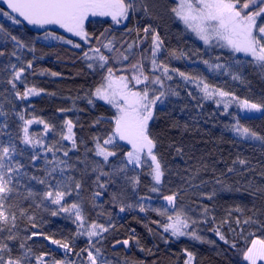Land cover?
Here are the masks:
<instances>
[{"label":"trees","instance_id":"obj_1","mask_svg":"<svg viewBox=\"0 0 264 264\" xmlns=\"http://www.w3.org/2000/svg\"><path fill=\"white\" fill-rule=\"evenodd\" d=\"M175 3V0H151V17L137 12L120 24H115L110 17H91L85 27L93 37L92 46H100L97 37L104 42L114 38V43L121 51L127 44H138L139 46L134 48L137 56L131 60L134 63L140 52L149 50L145 51V54L150 55L151 34L145 37L143 28L151 24L164 42L162 54L158 59L167 63L170 69L202 75L209 84L232 92L241 100L264 104V78L251 67L246 66L244 69L245 83L233 80L224 70L219 73L208 70L202 63L203 59L214 60L216 56H220L219 62L225 63L229 60V52L220 49L205 52V46L194 39L183 24L173 17L170 9ZM0 9L10 12L6 7L0 6ZM0 25L25 45L20 48L10 36L0 33V52L4 53L0 56V92L4 93V96H0V103L4 105L3 110L9 113L8 127L2 131L11 133L16 138L17 147H26L19 139L23 135V121L19 120L17 113L24 115L25 119H42L54 126L53 131L45 137L46 143L59 140L60 131H66L64 122L71 120L79 147L78 153H70L73 157L83 155L86 148H94L93 137L103 139L109 135L113 127L111 118L115 114L114 109L92 95L102 82L106 69H89L82 59L81 49L59 40L48 43L44 36L49 32L82 43L79 38L65 33L63 29H56L55 25L40 28L23 21L17 25L2 15ZM101 33H104V36H101ZM174 49L188 55L181 59L170 58L168 52ZM197 49L199 54L193 55ZM84 50H87V46H84ZM101 50L105 55H109L107 50ZM13 52L16 55H12ZM235 57L240 60L247 59L242 55ZM29 61L32 62L30 69L27 68ZM128 64L129 62H124L118 65L110 60L108 66L113 68L116 75H130V70H123ZM12 65L25 68L21 80L16 82L20 92L26 87H36L43 91L26 100L9 96L12 90L7 80L13 74ZM150 69L151 65L146 61L145 71L151 76L153 73ZM171 75L173 79L165 80V88L175 89L179 96L169 95L164 104L156 107L155 119L149 123L150 133L157 142L158 158L166 168L164 182L157 186L160 190L150 191L154 182L148 174L150 168L147 166L130 173L138 175L140 179L136 192L133 193L129 185L126 197L117 201L111 200L112 189L109 188V194L99 199L94 207L90 202L92 188L86 185L87 190L83 193L86 221L82 229H78L77 223L73 222L74 218H69L67 213L52 216L51 211L35 209L32 214L35 216L36 228L28 224L27 218H24L21 228L28 229L23 235L33 231L39 234L27 241L37 254L49 253V260L62 259L61 251L49 243L52 240H60L62 243L69 242L73 245V252L68 254L70 260L82 264L86 254L78 257L75 253L88 247L89 238L87 235H77V232H83L92 222H97L109 227V231L104 233L105 238L97 247H101L111 264H185V250L193 254V264H245L242 251L246 245L241 238V232L244 236L250 232H255L257 236L262 233L257 225H244L243 221L253 217L264 223V141L240 139L233 134L232 126L238 121L240 125L264 136V110H261L258 116L241 117V107L233 102L225 114L222 105L218 107L215 100H203L202 93L194 85L185 84L178 73L172 72ZM188 92H192L197 99L189 97ZM5 97L12 99V103H8ZM89 99L93 100L92 104L88 103ZM198 101L202 107L198 106ZM4 121L5 117L0 116V123ZM29 134L43 136V125L33 123L29 126ZM7 140L8 135H0V141ZM62 143L65 147H70V142ZM119 144L120 148L116 149L118 155L129 150L128 145L121 141ZM177 149L182 151L178 152ZM18 159L24 162L23 157ZM241 160L245 163L241 164ZM197 168L200 169V174L196 179L189 182L181 179V175L190 177ZM229 168L233 171L229 172ZM185 169L188 171H184ZM36 174L41 175L40 172ZM217 178L223 183L217 184ZM42 187L36 185L37 190ZM173 192L179 193L177 210H184L199 221L194 229L201 240L187 235L173 237L170 233H165L160 226L167 223L166 217L151 209L166 207L163 197ZM209 195L212 196L211 200L206 198ZM140 197L150 198L142 201L148 209L145 212H140L137 206ZM66 200L70 204L77 200V197L73 193L71 197H66ZM129 204L133 207L128 208ZM121 206L125 207V211H120ZM205 207L208 213L202 215ZM50 208L55 210L56 206ZM236 208L242 211L237 212ZM169 214H174L171 209ZM237 219L241 221L240 225H237ZM217 228L225 235L229 244L219 239L213 231ZM46 236L50 239H45ZM124 240L128 241L127 245L123 244ZM232 242L237 245L235 249L230 247Z\"/></svg>","mask_w":264,"mask_h":264},{"label":"snow or ice","instance_id":"obj_2","mask_svg":"<svg viewBox=\"0 0 264 264\" xmlns=\"http://www.w3.org/2000/svg\"><path fill=\"white\" fill-rule=\"evenodd\" d=\"M2 2L7 5L10 12L0 9V15L14 24H20L22 22L20 18H22L28 25L40 28L55 25L63 29L65 33L78 37L82 43L49 32H46L44 36L45 39L51 36L54 40L81 49L82 59L89 69L95 67L106 69V75L103 76L102 82L95 88L92 95L111 105L116 111L111 118L113 127L110 134L103 139L98 136L93 137L94 148H86L83 155L73 157L70 153H78L79 147L71 120L64 122L66 131H60L59 140L46 143L45 137L53 131L54 126L42 119H25L24 115L17 113L19 120L23 121L21 129L23 135L19 139L26 146L19 148L15 143L16 138L11 133L2 131L8 127L9 113L3 110L4 105L0 103V116L5 117L4 123H0V135H8L6 142L0 141V264H76L75 261L67 259L49 260V253L37 254L27 241L39 234L33 231L23 235L28 229L27 227L22 229L21 223L24 218H27L28 224L36 228L35 216L32 212L35 209H43L51 211L52 216L67 213L69 218H74L73 222L77 223L78 229L84 228L86 217L83 193L87 190L86 185L92 188L90 202L94 207L99 199L109 194V188L112 189L111 200L117 201L126 197L129 185L133 193L136 192L140 179L138 175L130 173L147 166L150 168L148 174L154 182L150 191L160 190L157 186L163 184L166 168L158 158L157 142L150 133L149 123L155 119L154 111L158 104H164L169 95L179 96V92L175 89L165 88V80L173 79L172 72L178 73L185 84L194 85L202 93L203 100H215L218 107L222 105L225 114L233 102L242 109L264 110V104L253 103L247 99L241 100L232 92L209 84L206 77L202 75L170 69L167 63L158 59L162 54L164 42L151 24L143 28L145 37L151 34L150 55L145 54V51L149 50L142 51L134 63L131 60L137 56L134 48L138 47V44H127V47L121 51L114 43V38L104 42L97 37L96 40L100 46H92L93 37L85 27L91 17H110L115 24L128 20L130 15L137 12L151 17V0H2ZM170 11L187 31L203 42L205 52L215 49L228 50L229 60L225 63L219 62L220 56H216L214 60H202L209 71L219 73L224 70L233 80L245 83L243 72L247 66L264 78V0H176L175 6ZM0 33L10 36L20 48L25 47L16 36L7 33L3 25H0ZM101 36H104V33H101ZM84 46H87V50H84ZM102 48L107 50L109 55H105ZM29 50L34 51V49ZM113 53L116 55H111ZM237 53H243L247 59L236 58ZM197 54L199 49L193 53V55ZM3 55L4 53L0 52V56ZM12 55L16 53L13 52ZM187 55L186 52L176 49L168 52V56L175 59H181ZM110 60L121 64L129 62L123 70L125 72L130 70L131 75L117 76L113 68L108 66ZM146 61L151 65L150 71L153 73L151 76L146 74ZM12 68L13 74L7 80L12 90L9 96H14L17 100H26L43 91L36 87H26L23 92H20L16 82L21 80L25 68H17L16 65H12ZM27 68H32L31 61L28 62ZM52 75L57 74L52 73ZM140 85L143 87H139ZM0 96H4V93L0 92ZM188 96L194 100L197 99L192 92H188ZM5 99L8 103H12V99L8 97ZM88 103L92 104L93 100L89 99ZM198 106L202 107L199 101ZM33 123L43 125V136L29 134V126ZM232 128L240 136L264 141V136L240 125L238 121ZM64 141L70 142V147H65L62 143ZM119 141H125L131 146L130 150L124 151L122 155H118L116 150L120 148ZM177 151L182 150L177 149ZM18 157H23L24 162ZM240 163L244 164L245 161L241 160ZM29 169L35 171L30 172ZM228 171L232 172L233 169L229 168ZM36 172H40L41 175H37ZM199 174L200 169L197 168L190 177L181 175V179L189 182L196 179ZM89 182H91L90 185ZM216 183L221 184L223 181L217 178ZM36 185L43 187L37 190ZM257 191L260 190L257 189ZM73 193L77 200L69 204L66 197H71ZM178 195V192H173L171 195L164 196L167 206L151 210L166 217L167 223L160 224L165 233H170L173 237L187 235L195 240H201L202 238L194 229L199 221L189 216L184 210H177ZM206 198L211 200L212 196L209 195ZM145 199L150 198L140 197L138 200L137 206L140 212L148 210L142 203ZM50 206H56V209L51 210ZM127 207L132 208L133 205L129 204ZM169 209L174 214H169ZM120 211H125V207L121 206ZM189 211L194 210L189 209ZM235 211L242 210L236 208ZM207 213V207L203 208L201 214L207 215ZM154 223L160 222L154 221ZM236 223L240 225L241 221L237 219ZM243 224L257 225L262 234L257 236L255 232H250L244 236L241 232V238L246 245L242 251V260L245 264H264V223L248 217ZM108 231L109 227L104 224L92 222L85 231L77 232V235H87L89 238L88 247L75 253L78 257L86 254L82 264H111L101 247H97V244L105 238L104 233ZM213 231L221 241L229 244L228 239L218 228ZM45 239L50 237L46 236ZM51 242L65 250V257L73 252V245L69 242L62 243L60 240ZM123 244L127 245L128 241L124 240ZM230 247L235 249L237 245L232 242ZM185 251L187 255L185 264H193V254Z\"/></svg>","mask_w":264,"mask_h":264},{"label":"rangeland","instance_id":"obj_3","mask_svg":"<svg viewBox=\"0 0 264 264\" xmlns=\"http://www.w3.org/2000/svg\"><path fill=\"white\" fill-rule=\"evenodd\" d=\"M176 1V0H175ZM56 29H59V27L57 26V27H55ZM189 32V31H188ZM193 37H194V39H196V40H198L196 37H195V35L193 34V33H191V32H189ZM55 35H58V34H55ZM48 43L49 42H53L54 41V39H52L51 38V36H49V38L48 39H45ZM199 41V40H198ZM201 44H203V42L202 41H199ZM226 50V49H225ZM226 51H228V50H226ZM235 55H242V56H244V54L243 53H237V54H235ZM116 64H118V65H122L121 63H116ZM96 69H98V67H95L94 69H92V70H96ZM104 75H106V74H104ZM124 75V74H123ZM130 75H131V72H130ZM117 76H119V75H117ZM139 87H143V85H140ZM98 100V99H97ZM98 101H100V102H102L103 104H106L104 101H102V100H98ZM107 106H110L111 107V105H108V104H106ZM158 105H160V104H158ZM157 105V106H158ZM114 109V108H113ZM116 110L114 109V112H115ZM261 113V111H256V110H247V109H242V108H240V116L241 117H250V116H258L259 114ZM233 134L234 135H236L238 138H240V139H243V140H247V141H254V140H252V139H248V138H245V137H243V136H240V135H238L234 130H233ZM122 143H124V144H126V146L128 145L125 141H121ZM127 147H129V150H130V148H131V146L130 145H128ZM164 202H165V204L167 205V201H165L164 200ZM49 243H50V245L53 247V248H55L56 250H60L61 251V254L63 255L62 256V259H67V260H70V255H68L67 257H65V250L63 249V248H61V247H59L58 245H55V244H53L52 242H50L49 241Z\"/></svg>","mask_w":264,"mask_h":264},{"label":"water","instance_id":"obj_4","mask_svg":"<svg viewBox=\"0 0 264 264\" xmlns=\"http://www.w3.org/2000/svg\"><path fill=\"white\" fill-rule=\"evenodd\" d=\"M0 6H1V7H4V8L6 7V9H8V8H7V5L4 4V3L2 2V0H0ZM8 10H9V9H8ZM9 11H10V10H9ZM13 15H14V14H13ZM20 19L23 21L22 18H20ZM23 22H26V21H23ZM26 23H27V22H26Z\"/></svg>","mask_w":264,"mask_h":264}]
</instances>
